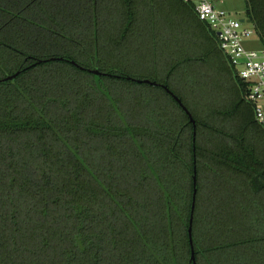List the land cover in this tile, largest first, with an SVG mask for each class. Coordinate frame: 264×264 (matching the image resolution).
Returning a JSON list of instances; mask_svg holds the SVG:
<instances>
[{
  "label": "trees",
  "instance_id": "1",
  "mask_svg": "<svg viewBox=\"0 0 264 264\" xmlns=\"http://www.w3.org/2000/svg\"><path fill=\"white\" fill-rule=\"evenodd\" d=\"M196 4L0 0V264H195V170L197 264H264V126Z\"/></svg>",
  "mask_w": 264,
  "mask_h": 264
},
{
  "label": "built area",
  "instance_id": "2",
  "mask_svg": "<svg viewBox=\"0 0 264 264\" xmlns=\"http://www.w3.org/2000/svg\"><path fill=\"white\" fill-rule=\"evenodd\" d=\"M196 2L199 18L217 33L221 48L237 67L241 78L249 83L248 99L255 104L256 118L264 126V47L254 49L245 43L257 34L254 26L233 17L217 0Z\"/></svg>",
  "mask_w": 264,
  "mask_h": 264
},
{
  "label": "water",
  "instance_id": "3",
  "mask_svg": "<svg viewBox=\"0 0 264 264\" xmlns=\"http://www.w3.org/2000/svg\"><path fill=\"white\" fill-rule=\"evenodd\" d=\"M246 18H242L241 21L245 22ZM92 72L96 73V74H100L101 72L98 70V69H92L91 70ZM19 73L16 72L15 74L13 75H10L8 76L7 78L8 79H12L14 77H16V75ZM139 82H148V83H152L154 85H161L155 81H151L149 79H138ZM164 86V88L170 92L174 97L175 99L179 102V104L183 107V109L188 113V115L190 116V119L191 121L194 123V125L196 126V121L192 115V113L189 111V109L187 108V106L183 103V101L177 96L175 95L174 92H172L166 85H162ZM193 180H194V193H193V203H192V213H191V218H190V226H189V237H190V242H191V245H192V256H191V260L197 264L196 262V257H195V249H194V244H193V221H194V210H195V207H196V199H197V192H198V188H197V183H198V180H197V171L195 170V173L193 175Z\"/></svg>",
  "mask_w": 264,
  "mask_h": 264
},
{
  "label": "rangeland",
  "instance_id": "4",
  "mask_svg": "<svg viewBox=\"0 0 264 264\" xmlns=\"http://www.w3.org/2000/svg\"><path fill=\"white\" fill-rule=\"evenodd\" d=\"M217 1L222 7L232 12L233 17H236L238 19H242L245 17V0H217ZM247 25L250 26L251 24L247 22ZM245 43L248 47L254 49H260L263 47L262 42L260 41L257 34H255L251 39H247ZM157 111L158 113L156 114H159V110Z\"/></svg>",
  "mask_w": 264,
  "mask_h": 264
},
{
  "label": "crops",
  "instance_id": "5",
  "mask_svg": "<svg viewBox=\"0 0 264 264\" xmlns=\"http://www.w3.org/2000/svg\"><path fill=\"white\" fill-rule=\"evenodd\" d=\"M220 3H222V2H220ZM220 5V4H219ZM221 6V5H220ZM222 7V6H221ZM224 8V7H223Z\"/></svg>",
  "mask_w": 264,
  "mask_h": 264
}]
</instances>
